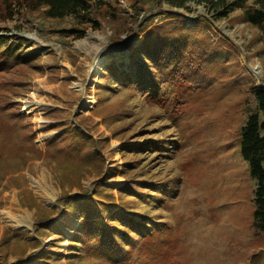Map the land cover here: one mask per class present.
Instances as JSON below:
<instances>
[{"label":"rangeland","instance_id":"1","mask_svg":"<svg viewBox=\"0 0 264 264\" xmlns=\"http://www.w3.org/2000/svg\"><path fill=\"white\" fill-rule=\"evenodd\" d=\"M100 1L116 4L125 16L137 15L136 22L129 20L128 31L118 33L105 21L98 29L87 25L81 35L70 30L71 19L44 20L37 13L29 18L14 16L0 23V52L8 51L11 61V69L5 72L7 81L0 80L4 83L0 97L20 104V115L15 121L34 134L35 144L43 151L42 156L29 162L19 158L6 162L5 169L0 167V264H90L91 260L71 253V238L83 218L67 208L64 195L88 197L95 182L107 178L105 185L116 196L125 183L132 181L123 175V170H128L124 168L134 158L148 164L155 179L163 178L175 185L172 206L152 207L149 218L153 229L162 224L180 229V241L186 251L181 264L257 263L258 254L264 252V233H255L254 227L257 180L239 152L242 127L248 113L257 109L256 98L246 91L244 83L264 87V54L256 39L257 28L233 20L239 7L220 16L204 1H189L184 7L166 1L161 7H155L152 0ZM172 10L182 12L190 25L198 21L209 23L216 32L213 40L228 41L236 49L245 72L234 73L235 94L223 97L219 108L222 114L211 129L196 123L189 113L178 123L167 116L160 98L172 102L178 94H182L180 100H186L188 95L185 87L173 83L170 76L163 79L154 100L145 92L136 94L120 86L113 89L106 79L111 62L119 69H128L133 49L141 43L142 29L149 19H153L152 23L170 21ZM174 66L171 60L165 70L171 72ZM103 80L106 83L101 93L99 83ZM242 96L245 100L238 108L225 110L227 102L235 104ZM102 98L105 104L117 103L127 113L120 119L104 121L99 112ZM36 100L39 102L26 106ZM232 117L235 120L231 121ZM77 125L97 142L95 148L105 159L101 169L82 170L80 183L73 181L71 173L65 179V170L58 160L46 156L49 140L68 126ZM180 129L186 131L183 137L178 135ZM176 135L179 137L174 138ZM173 138L177 139L178 149L169 150L167 159L157 158L153 151L149 156L153 160H145L144 155L127 154L125 148L137 142L160 143ZM190 157L197 158L203 173L196 186L182 181L183 172L177 165ZM11 168L12 175L7 174ZM5 210L29 216L31 224L19 226L14 220H7ZM78 250L82 254L83 250ZM39 252L50 257L45 260ZM259 264H264V253Z\"/></svg>","mask_w":264,"mask_h":264},{"label":"trees","instance_id":"2","mask_svg":"<svg viewBox=\"0 0 264 264\" xmlns=\"http://www.w3.org/2000/svg\"><path fill=\"white\" fill-rule=\"evenodd\" d=\"M152 1L155 7H161L164 1L178 7L186 6L189 1H204L211 4L220 16H227L231 9L239 7V13L233 20L257 28L256 39L261 42L260 52L264 54V0ZM120 11L116 4H106L100 0H0V23L14 16L29 18L37 13L44 20L71 19L73 25L70 30L78 35L84 33V27L87 25L98 29L104 21L113 28L114 33H118L128 31L129 20H137V15L128 17ZM170 15V21L152 23L153 19H149L150 22L143 26L141 43L134 47L128 69H119L115 62L107 66L106 79L110 82L108 85L113 89L118 86L125 87L136 94L145 92L154 100L161 89L163 79L170 76L173 83L178 82L180 86L185 87L188 95L186 100H180L182 94H178V98L172 102L168 98H160L161 106L166 107L167 116L178 123L184 114L189 113L196 123L205 124L211 129L212 123L222 114L219 108L223 97L235 94L237 79L234 73H243L244 69L237 58L236 49L228 41L223 38L213 40L216 32L209 23L198 21L190 25L184 20V14L177 10L170 11ZM119 19L121 20L118 21ZM171 60L175 62V66L169 72L165 70V66ZM10 69V53L0 52V80L7 81L5 72ZM98 74L100 73L96 75ZM104 83L105 80L99 83L101 93ZM244 84L246 91L255 96L257 109L248 113L242 127L239 152L248 162L251 176L257 180L254 227L255 233L262 234L264 87L254 83ZM1 85L4 83L0 82V90L3 88ZM240 86L241 84L238 85ZM244 100L245 97L242 96L235 104L230 105L227 102L225 110L231 112ZM101 104L99 112L102 113L104 121L120 119L123 113H127L122 106L117 107V103L105 104L103 98ZM19 107L20 104L6 102L0 97V167L4 169L8 166L6 162L19 158L29 162L33 157L43 154L34 142V134L30 135L15 121L20 115ZM230 120L235 119L232 117ZM226 125L228 126L229 122H226ZM185 134L186 131L180 129L178 135L183 137ZM174 138L171 140L174 144L170 140L160 143L147 141L137 142L125 148L128 150L127 154L144 155L145 160L150 158L153 151H156L157 158L167 159L169 150L178 149L175 145L177 139ZM48 143L46 156L58 160L65 170V179H69L71 173L73 181L80 183L82 170L88 167L101 169L105 164V159L95 148L97 142L79 125L68 126L62 134L53 136ZM134 159L127 162L124 169L128 170H123V175L132 181L125 183L116 196L111 194L109 187L105 185L107 178L97 180L88 197H70L68 193L64 195L67 208L76 211L83 218L79 230L71 238V253L91 260L90 264H181L186 251L180 241V229L169 224L155 226L153 229L149 218L152 207L172 206L171 196L175 185L163 178L155 179V174L151 173L148 164L139 163ZM177 165L183 172V182L194 186L200 184L203 173L196 157H190L185 163L181 161ZM6 172L12 175L13 169ZM85 194L88 195V192ZM78 248L83 250L82 254ZM263 253L258 254V262L254 264L260 263ZM38 255L45 257V260L50 257V254L42 252Z\"/></svg>","mask_w":264,"mask_h":264},{"label":"bare ground","instance_id":"3","mask_svg":"<svg viewBox=\"0 0 264 264\" xmlns=\"http://www.w3.org/2000/svg\"><path fill=\"white\" fill-rule=\"evenodd\" d=\"M254 70H257L258 69V66L257 65H254L253 66ZM33 97V96H32ZM33 99V98H32ZM39 101H29L27 102V107H29L32 103L36 104L38 103ZM48 196L50 198H53L52 195L47 192ZM7 210V209H6ZM3 211V215L4 217L7 219V220H14L19 226L20 225H30L31 224V220H30V217L29 216H23V215H18V214H12L11 212L9 211ZM24 212V211H23Z\"/></svg>","mask_w":264,"mask_h":264}]
</instances>
